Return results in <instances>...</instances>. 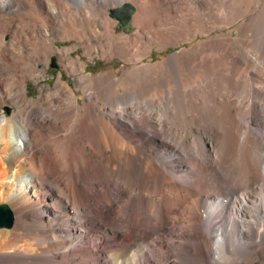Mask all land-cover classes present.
Segmentation results:
<instances>
[{
	"label": "bare ground",
	"instance_id": "bare-ground-1",
	"mask_svg": "<svg viewBox=\"0 0 264 264\" xmlns=\"http://www.w3.org/2000/svg\"><path fill=\"white\" fill-rule=\"evenodd\" d=\"M150 1L80 0L68 17L62 0H0V205L14 220L0 264H264V46L249 35L260 0H243L252 19L207 21L205 1L236 0ZM127 2L137 29L117 32L108 7ZM159 10L192 22L153 34ZM239 18L236 36L209 34ZM58 38L125 71L87 73L78 45ZM185 42L147 62L153 45ZM55 55L83 93L60 75L28 97Z\"/></svg>",
	"mask_w": 264,
	"mask_h": 264
},
{
	"label": "rangeland",
	"instance_id": "rangeland-1",
	"mask_svg": "<svg viewBox=\"0 0 264 264\" xmlns=\"http://www.w3.org/2000/svg\"><path fill=\"white\" fill-rule=\"evenodd\" d=\"M56 1H57V4H58V2L60 3L61 0H56ZM64 1L62 0V2H64L62 9L64 11H66L67 14L69 13L67 15L68 17H70V12L74 13V11L77 9V7L80 8V5H81L80 0H72V1L71 0H64ZM150 2L151 3L154 2L155 4L154 3L153 4L154 5H157L156 1H154V0L153 1L151 0ZM150 2H148V4H150V5L147 4L148 7H152ZM259 2L260 3H258L256 5L261 10V17H260L259 22H256V23L252 24L251 27L253 29L251 28V32H249V35L251 36L252 34H254V37H255V40H256L255 46H264V16H262V14L264 15V0H260ZM66 3H67V5H69V3H70L72 6H74V8L71 5L67 6ZM231 4L233 5V7H231L232 6ZM231 4H228L229 6H227V5L224 6L222 3H219V4L215 3L213 5H210V4H207V1H205L202 4L201 9L198 10L199 16H197L196 19L199 20L201 18L200 20L203 21V19L205 18L206 20L204 19V21H207V20L210 19L211 16L213 17V14H215V17H217L218 19H221L225 15L226 16H231V17L235 18L240 13L247 12V11L249 12V10L251 11L250 5L247 2L243 1V0H236V1H233ZM64 6H65V9H64ZM222 6H223V8H222ZM68 7H70V8H68ZM128 7L131 8V11H128ZM135 7H136V10H135ZM69 9H70V11H69ZM137 11H138V7L133 2H127V3H124L122 5H113L112 7H108V13H109V15L111 16V18H113L115 21H117V24L115 26V29H116L117 32H122V31L125 32V33H133V32H135V29H137V27H136V25L134 23V20H133L134 18L133 17H134V15H136L135 13H137ZM169 11H171V10H169ZM169 11L167 10V12L166 11L164 12V10H161L160 11L161 13H158L157 12L158 14L162 15L163 18L160 19L162 16L160 17V15L157 14L159 17H158V20H157V17H155L156 19L154 18V22L153 23H155V25L152 23L153 19L150 18L148 20L149 23H147L146 25H144V29L147 30L146 28H148V30H150V28L153 27V30L155 29L154 31H156L158 28L161 29V30H163V29L164 30H167L166 26L168 24H169V26L171 24L172 27L170 26L171 28L170 27L169 28L170 29H173V25L176 26L178 24V26L176 28H178L181 25L180 21L185 22V21L188 20L186 22L188 24H190L192 22V20L190 19L191 18L190 16H185L183 13L181 14L180 11H178V12L175 11L174 12L172 10L173 12L171 11L170 13H169ZM230 12H232V13L230 14ZM168 13H169V15H168ZM172 13H174V14H172ZM175 13H177V14L180 13L181 16L184 15L183 17H185V19L184 20L183 19L180 20L181 17H180V14H179L178 15L179 16L178 17L179 18V22H178L177 16L175 17V15H177V14H175ZM254 17H255V13L254 12H252V13L249 12L248 15H247V18H245V19H249V18L252 19ZM26 18H27V21L30 20L28 16ZM25 19H24V22L27 23L25 21ZM65 19H68V18H65ZM174 19H177V20L174 21L176 23H171V21H173ZM150 20H152V21H150ZM155 20L158 21L157 22V25H156V21ZM159 20H161V21H159ZM194 20H195V18H193V21ZM132 21H133V23H132ZM164 21H165V23H168V22L169 23L166 25L164 23ZM239 21L241 22L242 19L239 18L235 23L229 25L228 27H225L223 29V31H221V30L213 31V32H211L209 34L211 36L212 35H218V34H220L222 32L229 33L232 30L233 31V36H236L238 34L237 33L238 31H236V27L239 26V23H237ZM66 22L67 21H65L64 23H66ZM130 23H131V25H130ZM186 23H184V24L182 23L183 24L182 26H184ZM148 24L150 26H151V24H153V25L150 27ZM161 25H162V27L163 26H165V27L162 28ZM156 26H158V27H156ZM175 26H174V28H175ZM181 29H182V27H181ZM153 30H150L151 33L153 32ZM161 30H160V32H157V31H159V30H157L156 32H153V34H161ZM164 30H163L164 33L165 32H168V31H164ZM209 34L208 35L204 34L205 36L202 35V34H199L198 35V38L199 39H206L208 36H210ZM55 43L60 48H63V47H66V46L78 45V48L75 49V52L73 53V55L74 56L80 55L82 57V59H84V60L87 61V65H89L87 67V73L88 72H90V73H93L94 72V73L100 74V73L107 72V71H110V70H113V71L116 70L117 73H118V75L121 76L123 74V72L125 71V68L123 67V64L124 63L118 57H115L114 60L109 61V60L102 59L96 53H94L92 55H89V56L85 55V49L82 46H80L79 42H77L75 39L62 40V39L58 38V39L55 40ZM190 45H191V43H189V42H185L183 44H178V45H174V46H168L166 48H160L157 45H153L151 58L147 59V62L148 61L157 62V61L163 59L165 56H169L168 54L175 53L176 51L183 50L186 47H190ZM217 50H218V52H217ZM224 50L225 49L222 46H219V47H217V49H215L214 53L216 52V54H218L220 52H224ZM45 72H46L45 73L46 76H43V77L39 78L38 81H37L38 78H35V79H32V80H29L28 81V88H29V90H28V97H30V98H32V97L38 98L39 97V93H40L41 86H44L45 88L46 87L48 88L50 86L52 89H54L55 88V85H56V82L58 81L60 75L62 76V78H63L64 81H68L69 82V85L72 86L76 90V92H77L78 95L80 93H83V91L80 92V91L77 90L76 85H75V78H74V76L70 75L69 73H67L66 71L63 70V68L61 67V63H60V61H59V59H58V57L56 55L52 57L51 62H50V67ZM180 78H182L183 80L186 79V77H179V79ZM179 79L178 78H171V80L168 81L167 84L169 86H174L172 84H176V82ZM131 85L132 84H130L128 86V88L131 87V88H129L130 95H131V100H135L136 101L137 99H139L140 97H142L144 95L143 94L144 93L143 86H141L143 84L141 82L140 83L139 82H136L135 85H134V83H133L132 86ZM162 87L158 89V93L159 94H160V92H162L164 90V87L163 88ZM4 110H5L6 114H8L9 116H11V114H12V107L11 106H9V105L6 104L4 106ZM47 136L50 138L49 135H47ZM45 140H48V139L45 138ZM219 175H221V174H219ZM2 203H5V202H2ZM0 204H1V202H0ZM4 230H9V229L8 228H2V229H0V231H4Z\"/></svg>",
	"mask_w": 264,
	"mask_h": 264
},
{
	"label": "water",
	"instance_id": "water-1",
	"mask_svg": "<svg viewBox=\"0 0 264 264\" xmlns=\"http://www.w3.org/2000/svg\"><path fill=\"white\" fill-rule=\"evenodd\" d=\"M13 222L11 210L6 205H0V227L11 228Z\"/></svg>",
	"mask_w": 264,
	"mask_h": 264
},
{
	"label": "clouds",
	"instance_id": "clouds-1",
	"mask_svg": "<svg viewBox=\"0 0 264 264\" xmlns=\"http://www.w3.org/2000/svg\"><path fill=\"white\" fill-rule=\"evenodd\" d=\"M13 142H15V141H13ZM20 146H21V147L23 146L22 142H20Z\"/></svg>",
	"mask_w": 264,
	"mask_h": 264
}]
</instances>
